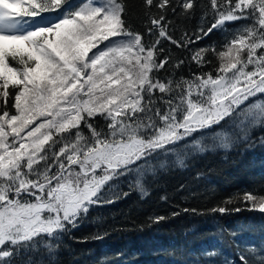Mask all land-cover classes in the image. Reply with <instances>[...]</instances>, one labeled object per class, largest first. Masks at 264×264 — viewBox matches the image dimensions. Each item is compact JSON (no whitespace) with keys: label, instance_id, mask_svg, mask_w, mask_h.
<instances>
[{"label":"snow or ice","instance_id":"6c2138e0","mask_svg":"<svg viewBox=\"0 0 264 264\" xmlns=\"http://www.w3.org/2000/svg\"><path fill=\"white\" fill-rule=\"evenodd\" d=\"M194 3L144 0L145 40L128 23L125 0H0V264L40 244L53 254L55 242L105 202L102 190L115 177L135 171L143 191L141 181L157 168L184 167L188 156L230 148L264 126V0H207L212 20L202 35L247 23L220 50L193 51L191 62L211 69L158 75L170 60L157 55L161 39L192 42L187 33L179 41L169 35L167 12L187 16ZM229 117L234 131L221 127L174 147ZM169 155L175 159H161ZM245 200L264 213V196ZM248 253L241 264H264V248Z\"/></svg>","mask_w":264,"mask_h":264},{"label":"trees","instance_id":"16d2710c","mask_svg":"<svg viewBox=\"0 0 264 264\" xmlns=\"http://www.w3.org/2000/svg\"><path fill=\"white\" fill-rule=\"evenodd\" d=\"M125 2L128 23L148 40L146 12L149 10L144 0ZM206 4L207 0H195L194 9L187 16L167 12L166 18L171 21L167 26L169 35L179 41L187 33L192 42L186 47H177L161 39L158 57L170 56L169 63L158 73L162 79L189 77L193 72L211 69L212 64L199 69L191 62L193 51L213 47L220 50L226 36L247 23L237 21L227 25V31L213 30L202 35L200 29H207L212 20L206 14ZM158 13L155 8L150 10L151 15L158 16ZM46 15L55 18L57 14ZM197 35L202 38L197 40ZM205 58L218 63L211 52ZM178 60L185 63L179 68L172 67ZM260 98L254 97L248 103ZM231 119L194 133L174 147L219 131L221 127L232 132L234 126L228 123ZM96 120L99 126L104 125L99 116ZM84 131L87 135V129ZM262 141L264 126H257L249 133L248 140L237 141L230 148L190 155L184 167L169 163L164 169L157 168L155 174L146 175L141 181L143 191L136 184L135 171L115 177L102 190L105 202L91 206L77 226L55 242L53 254L40 244L35 251H21L13 258V264H29V261L31 264H241L240 257L248 256L249 248L257 251L264 248V213L250 210V202L245 200L246 194L264 196ZM203 142L213 143L210 138ZM161 159L171 162L175 156ZM219 207L230 211H213ZM157 217L165 219L157 222ZM209 252L214 255L209 256Z\"/></svg>","mask_w":264,"mask_h":264},{"label":"rangeland","instance_id":"374dc122","mask_svg":"<svg viewBox=\"0 0 264 264\" xmlns=\"http://www.w3.org/2000/svg\"><path fill=\"white\" fill-rule=\"evenodd\" d=\"M101 47H103V45H101Z\"/></svg>","mask_w":264,"mask_h":264}]
</instances>
